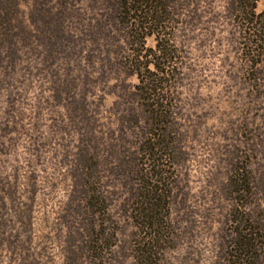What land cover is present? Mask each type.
<instances>
[{
    "label": "rangeland",
    "instance_id": "obj_1",
    "mask_svg": "<svg viewBox=\"0 0 264 264\" xmlns=\"http://www.w3.org/2000/svg\"><path fill=\"white\" fill-rule=\"evenodd\" d=\"M263 10L264 0L258 5ZM197 12L194 22L187 16L166 24L180 63L177 120L184 154L174 166L171 201L178 236L177 249L167 255L172 264H219L226 203L214 179L219 169L226 176L220 158L231 142L224 135L231 124L247 122L264 136V96L246 95L248 87L232 79L244 67L237 41L241 24L223 4L200 6ZM25 35L0 34V264H123L135 230L125 206L137 184L133 133L123 131L114 106L123 102L86 54L63 60V48L88 51L73 44L80 34H61L59 42L52 34H31L25 42ZM147 45L155 47V38ZM49 59L56 60L54 66ZM52 74L76 78L74 94L63 91L57 97V89L68 83L59 85ZM87 74L97 82L86 84ZM253 168L264 172V157L254 160ZM93 188L100 192L98 207L84 193ZM93 246L96 250L89 251Z\"/></svg>",
    "mask_w": 264,
    "mask_h": 264
},
{
    "label": "trees",
    "instance_id": "obj_2",
    "mask_svg": "<svg viewBox=\"0 0 264 264\" xmlns=\"http://www.w3.org/2000/svg\"><path fill=\"white\" fill-rule=\"evenodd\" d=\"M261 1L0 0V34H27L25 42L31 41V34H52L51 40L55 42L61 40V34H80L73 44L88 47V51L63 48V60L74 61L86 54L90 66L100 69V80L112 87L113 94L123 102H115L114 106L123 122V131L133 133L137 176L125 206L135 230L130 244L125 246L123 264H172L168 252L177 249L173 246L178 235L173 232L176 220L172 218L171 200L175 201L172 193L177 187L174 166L184 156L179 148L182 138L177 120L180 63L174 37L167 33L166 24L187 21V16L188 22L196 21L200 6H226L228 16L241 24L242 30L237 41L244 67L240 74L232 76L233 82L248 87L246 95L262 98L264 10L258 11ZM149 37L155 38V47L147 45ZM50 46L48 57L52 58L55 52L52 43ZM53 61L56 60L49 59L48 64L54 66ZM68 71L71 75L72 66ZM112 74L117 78H112ZM52 75L56 83H68L65 90L62 86L57 89V97L63 91L69 97L74 94L76 78L71 80L67 76L62 80L59 75ZM84 77L86 84L97 82L88 74ZM132 77L137 79L136 84L128 82ZM120 79L122 85L118 84ZM77 111L75 108L74 112ZM243 112L247 117L248 110ZM224 136L231 142L223 147L220 158L226 176L222 177L219 169L214 179L216 193L226 203L221 208L225 232L219 243V264H264V215H255L256 211L264 212V199L260 198L264 194V172L253 168L254 160L264 157V136L247 122L231 124ZM123 162L128 163L125 152ZM163 185H167L169 193ZM84 193L89 203L98 207L99 196L95 194L99 190L93 188ZM105 211L102 208L98 212ZM90 250H96V246Z\"/></svg>",
    "mask_w": 264,
    "mask_h": 264
}]
</instances>
